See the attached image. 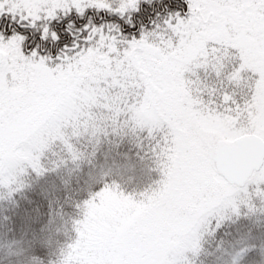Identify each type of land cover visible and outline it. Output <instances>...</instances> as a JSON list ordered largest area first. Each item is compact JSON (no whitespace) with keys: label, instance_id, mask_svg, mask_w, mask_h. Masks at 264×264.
Returning <instances> with one entry per match:
<instances>
[{"label":"snow or ice","instance_id":"6c2138e0","mask_svg":"<svg viewBox=\"0 0 264 264\" xmlns=\"http://www.w3.org/2000/svg\"><path fill=\"white\" fill-rule=\"evenodd\" d=\"M218 22L240 23L264 37V0H0V48L18 44L25 61L46 69L28 104L57 105L62 73L89 57L108 61L102 74L81 85L73 104L35 121L49 138L27 162L37 176L50 171L41 159L57 143L79 168L83 153L73 141L83 137L128 129L148 142L141 160L159 177L151 183L156 190L135 194L140 215L126 250L99 264H170L161 256L163 242L194 204L199 223L222 231L224 211L230 207L239 217L242 210L232 189L212 202L201 199L217 178L249 196V213L264 216L254 207L264 200V123L254 120L264 66L248 67L230 46L201 35ZM7 118L0 85V140ZM61 164L68 160L56 168ZM15 183V175L0 174L9 202L19 191ZM114 192L134 198L105 174L83 206L99 205ZM74 223L82 235L84 221ZM257 231L264 233V226ZM247 264H264V243L257 242Z\"/></svg>","mask_w":264,"mask_h":264},{"label":"rangeland","instance_id":"374dc122","mask_svg":"<svg viewBox=\"0 0 264 264\" xmlns=\"http://www.w3.org/2000/svg\"><path fill=\"white\" fill-rule=\"evenodd\" d=\"M218 23L219 27L212 29L211 34L201 35L206 40H216L225 47L230 46L234 52L243 56L248 67L259 70L264 66V37L259 35L258 30L253 31L236 22ZM226 23L230 26H225ZM250 32L252 34H249ZM199 44L198 37L194 41L193 52L197 50ZM0 51L3 54V62L0 64V85L5 99V110L8 113L6 133L0 140V174L10 176L20 173L23 169H31L28 160L34 158L38 154V147L49 139L46 131L35 123L38 117L55 111L60 104L66 106L73 104L77 94L84 91L81 85L87 86L88 79H94L102 74L104 68L100 65L107 64L108 61L106 57H89L81 62L79 68H70L61 74L58 82L59 103L34 107L27 101L42 83L41 74L46 69L25 61L18 44L0 48ZM256 107L257 114L254 120L264 123V97L261 96L259 83ZM135 138L137 146L140 141H146L138 133H135ZM144 146L147 151L148 145ZM46 154L47 152L44 153ZM137 160L139 161L138 158ZM126 164L129 165L121 166L115 163L105 167L102 172L96 171L95 175L99 176L96 178L91 176L89 182L91 186H96L105 179V174L119 175L122 181L120 184L117 183L119 188L133 194L134 198L124 199L121 194L114 192L105 197L99 205L91 208L84 206L80 218L84 221L80 225L83 234L78 235L75 231L74 222L78 220L75 218L72 223L74 239L70 250L72 257L66 264H99L102 259L126 250L128 237L137 225L140 215L139 198L135 194L155 191L151 183L159 178L151 174L140 162L131 160ZM88 174H93V168L88 170ZM228 189L233 190L236 202L242 210L241 215L237 217L230 207L226 209L224 215L228 217V222L224 224L223 230L218 232L215 228L209 229L206 223H199L195 211L198 206L194 204L192 208L182 213V220L174 225L165 238L161 253L164 260L170 264H247L248 254L254 247L251 245H256L258 241L262 242L264 233L257 230L264 226V216L249 213L247 211V206L251 203L249 196L239 192L233 184L223 178H217L211 192L201 199L212 202L218 193ZM254 207L264 210V200H256Z\"/></svg>","mask_w":264,"mask_h":264},{"label":"trees","instance_id":"16d2710c","mask_svg":"<svg viewBox=\"0 0 264 264\" xmlns=\"http://www.w3.org/2000/svg\"><path fill=\"white\" fill-rule=\"evenodd\" d=\"M135 140V133L128 129L116 134L109 128L108 135L83 137L79 143L73 141L83 153L79 168L57 143L42 157L41 163L50 170L44 176H37L30 168L18 172L13 187L19 191L11 202L0 189V264L67 263L72 257L73 220H80L85 194L95 188L89 182L91 176L96 178L99 176L95 175L96 171L102 172L115 163L128 166L126 163L135 160L144 165L141 157L148 142L140 141L138 147ZM62 159L68 160L67 166L61 164L56 168ZM90 168H93L92 175L88 174ZM57 177L53 184L52 180ZM108 177L119 184L122 182L119 175ZM77 204L81 205L79 210Z\"/></svg>","mask_w":264,"mask_h":264},{"label":"water","instance_id":"95a60500","mask_svg":"<svg viewBox=\"0 0 264 264\" xmlns=\"http://www.w3.org/2000/svg\"><path fill=\"white\" fill-rule=\"evenodd\" d=\"M3 62V54L0 51V64ZM229 182V181H228Z\"/></svg>","mask_w":264,"mask_h":264}]
</instances>
